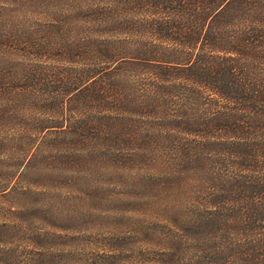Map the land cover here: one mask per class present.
I'll list each match as a JSON object with an SVG mask.
<instances>
[{
  "label": "trees",
  "instance_id": "trees-1",
  "mask_svg": "<svg viewBox=\"0 0 264 264\" xmlns=\"http://www.w3.org/2000/svg\"><path fill=\"white\" fill-rule=\"evenodd\" d=\"M104 174L128 257L33 199ZM0 201V264H264V0H0Z\"/></svg>",
  "mask_w": 264,
  "mask_h": 264
},
{
  "label": "rangeland",
  "instance_id": "rangeland-1",
  "mask_svg": "<svg viewBox=\"0 0 264 264\" xmlns=\"http://www.w3.org/2000/svg\"><path fill=\"white\" fill-rule=\"evenodd\" d=\"M46 170H50L48 166ZM30 177L36 179V176ZM43 180L47 184L52 182L48 173ZM135 180H127L121 174H104L92 184L83 180L72 183L75 190L64 181L60 187L55 183L53 188L37 194L42 197L35 195L33 199L45 200V210L40 216L45 218L43 225L47 229L85 233L83 236L91 239L107 235L124 248V257H128L132 253L130 249L139 245V181L137 184ZM96 186L102 189L98 191ZM8 203L0 201V219L7 215ZM22 214L30 218L37 215L33 211Z\"/></svg>",
  "mask_w": 264,
  "mask_h": 264
}]
</instances>
